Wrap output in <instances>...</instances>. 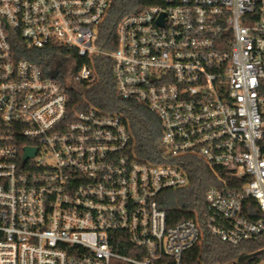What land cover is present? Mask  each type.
<instances>
[{"label":"built area","instance_id":"obj_1","mask_svg":"<svg viewBox=\"0 0 264 264\" xmlns=\"http://www.w3.org/2000/svg\"><path fill=\"white\" fill-rule=\"evenodd\" d=\"M112 1L0 0V264H185L208 234L264 235V0H162L124 16L107 49ZM60 49L70 85L112 60L119 93L159 119L155 161L119 114L70 111L48 67ZM194 160L215 183L171 224L163 194L191 184Z\"/></svg>","mask_w":264,"mask_h":264},{"label":"trees","instance_id":"obj_2","mask_svg":"<svg viewBox=\"0 0 264 264\" xmlns=\"http://www.w3.org/2000/svg\"><path fill=\"white\" fill-rule=\"evenodd\" d=\"M161 2L162 0H113L109 17L100 32L98 41L100 46L115 49L118 22L143 6ZM56 53L48 64V67L53 69L59 68L69 56L64 49ZM80 61L82 63L83 60ZM94 61L95 81L67 85L65 88L70 111L95 107L104 112L119 114L129 127L135 154L145 160L155 161L161 134L158 117L146 106L119 93L111 59L97 57ZM188 170L191 179L188 187L168 190L163 194L162 206L168 212L171 224L192 217V210L201 207L207 189L215 183L210 170L198 160H194ZM248 202L250 208L258 212L256 201L249 199ZM184 263L264 264V235L259 239L245 241L235 246L208 234L202 244L193 247L185 254Z\"/></svg>","mask_w":264,"mask_h":264},{"label":"rangeland","instance_id":"obj_3","mask_svg":"<svg viewBox=\"0 0 264 264\" xmlns=\"http://www.w3.org/2000/svg\"><path fill=\"white\" fill-rule=\"evenodd\" d=\"M74 63L73 59H69L65 61L61 66H60V72H61V77H63L64 82L67 85H70L71 82V65Z\"/></svg>","mask_w":264,"mask_h":264},{"label":"water","instance_id":"obj_4","mask_svg":"<svg viewBox=\"0 0 264 264\" xmlns=\"http://www.w3.org/2000/svg\"><path fill=\"white\" fill-rule=\"evenodd\" d=\"M57 73H55L53 76L55 77ZM36 149H31V148H27V153L25 156V159H27L28 157L34 156L36 153Z\"/></svg>","mask_w":264,"mask_h":264}]
</instances>
